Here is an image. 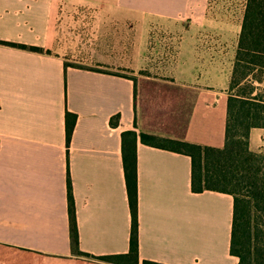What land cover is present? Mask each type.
I'll return each instance as SVG.
<instances>
[{
  "label": "crops",
  "instance_id": "crops-1",
  "mask_svg": "<svg viewBox=\"0 0 264 264\" xmlns=\"http://www.w3.org/2000/svg\"><path fill=\"white\" fill-rule=\"evenodd\" d=\"M246 3L0 0V41L43 51L0 44V264H105L81 254L127 253L123 155L128 161L133 151L139 260L237 264L230 254L232 196L193 193L190 158L148 146L140 133L223 148ZM79 12L141 35L155 23L151 30L177 51L172 74L130 78L65 66L57 28ZM256 86L264 93V75ZM66 112L76 116L68 143ZM127 132L136 134L135 144L123 141ZM248 150L264 154V129L250 130ZM68 180L80 254L71 247Z\"/></svg>",
  "mask_w": 264,
  "mask_h": 264
},
{
  "label": "trees",
  "instance_id": "trees-1",
  "mask_svg": "<svg viewBox=\"0 0 264 264\" xmlns=\"http://www.w3.org/2000/svg\"><path fill=\"white\" fill-rule=\"evenodd\" d=\"M0 44L30 52L42 53L37 47L0 41ZM48 53V52H47ZM264 75V0H247L243 23L235 53L228 87L227 115L224 146L221 149L198 146L140 133V140L148 146L188 156L191 160V189L193 193L213 191L227 193L233 198L230 254L237 264H264L262 227L253 224V216L264 213V157L248 150V136L253 128L264 129V93L256 84ZM115 117L111 120V124ZM76 116L66 112V142L70 140ZM135 144L136 134H123ZM134 151L128 161L127 190L131 215L129 250L121 255L93 257L105 264H160L139 260L137 238V194ZM246 186L249 192L242 195ZM70 240L73 251L78 252V235L75 223L71 186L67 182ZM251 241V244H250ZM253 242V243H252ZM78 254H80L78 252Z\"/></svg>",
  "mask_w": 264,
  "mask_h": 264
},
{
  "label": "rangeland",
  "instance_id": "rangeland-1",
  "mask_svg": "<svg viewBox=\"0 0 264 264\" xmlns=\"http://www.w3.org/2000/svg\"><path fill=\"white\" fill-rule=\"evenodd\" d=\"M60 26L57 30L62 33L57 36L56 51L63 57L65 66L130 78L139 74L166 78L173 72L177 51L175 46L167 44L165 36L151 30L158 28L155 23L149 27L148 34L141 35L129 24L112 22L102 27L100 21L89 19L87 14L79 12L74 20L61 26L63 30ZM256 154L264 157L262 153ZM248 192L246 186L241 189L242 195ZM257 216L258 219L252 217V223L262 227L259 239H263L264 243V213Z\"/></svg>",
  "mask_w": 264,
  "mask_h": 264
}]
</instances>
